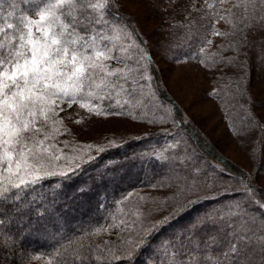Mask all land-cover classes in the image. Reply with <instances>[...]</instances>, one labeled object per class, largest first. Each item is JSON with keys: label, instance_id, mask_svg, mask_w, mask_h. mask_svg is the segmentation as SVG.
<instances>
[{"label": "snow or ice", "instance_id": "6c2138e0", "mask_svg": "<svg viewBox=\"0 0 264 264\" xmlns=\"http://www.w3.org/2000/svg\"><path fill=\"white\" fill-rule=\"evenodd\" d=\"M228 3L204 0L197 9L209 20H225L233 26L229 33L210 25L212 35L234 36L256 22L264 24V0H234L228 8L217 7ZM120 7L118 0H0V212L5 204L23 206L25 192L41 180L67 177L94 159L85 150L92 145H73L71 155L64 151L69 141L59 137L70 131L60 116L66 111L64 105H79L96 116L133 115L122 109L143 106L142 81L148 82V94L154 95L149 52L135 29L117 15ZM205 50L200 48L202 53ZM243 194L245 204L264 210L252 186L245 184ZM245 204L237 202L235 210L206 214L160 241L157 250L162 254L156 264H264V211L250 215ZM130 215L134 219L109 225L130 233L123 241L124 251L108 242L81 240L78 246L69 242V248L56 253L59 264L131 261L169 219L146 227L139 209ZM105 231L98 228L89 235ZM47 264H52L51 258Z\"/></svg>", "mask_w": 264, "mask_h": 264}, {"label": "rangeland", "instance_id": "374dc122", "mask_svg": "<svg viewBox=\"0 0 264 264\" xmlns=\"http://www.w3.org/2000/svg\"><path fill=\"white\" fill-rule=\"evenodd\" d=\"M118 2L121 5L118 10L119 16L122 15L125 20L129 19L136 25V31L145 40L155 70L160 74L162 84L170 96L169 103L161 108L164 120L173 116V106L170 103L175 102L186 113L182 119L184 123L192 122L221 154L251 173L254 181L250 179L253 184L264 189V149L262 148L264 24L256 22L243 32L238 31L234 36H215L211 34L210 25H214L220 32L229 33L233 30V26L225 20H209L203 11H197L204 4V0H118ZM233 2L234 0L231 3ZM231 3L217 7L228 8ZM202 15H205L204 19H201ZM196 32L198 36L201 35L202 38L206 37L211 41L206 62L201 63V60L196 59H177L175 48L191 40L189 34ZM229 45L236 47L234 50L225 49ZM243 88L247 93L242 91ZM232 95L237 106H242L247 113L249 112V115H246L248 117L240 122L231 118L229 107H226ZM237 97L238 99H235ZM64 107L66 111L61 112L60 116L70 131L59 139L69 141V146L66 148L60 144L69 155L72 154L73 145L94 146L85 149L92 155L98 152V148L121 143L144 131L156 130L157 126L154 123L162 118L155 113L153 116L144 105L124 106L122 110L125 113L132 112L135 118L127 114L90 115L79 105H73L71 108L64 105ZM146 119L153 122L149 123ZM77 120L82 122L76 123ZM165 128L169 129L170 126ZM178 137L180 140L184 139L183 133H178ZM183 162L181 161L180 164ZM171 165L174 168L173 163ZM179 170H182V166ZM185 170L188 171L187 168ZM174 176L173 171L167 172L163 180L159 179L158 182L155 181L147 187L129 193L112 212L103 227L108 231L97 235V240L102 244L108 242L111 247L124 251L123 241L130 233L122 231L121 228L109 229V225L119 223L121 219H134L130 213L136 209L144 214L142 219L146 227L169 217L161 225L160 235L154 236L150 245L138 250L140 253L136 251L139 253L140 264H156L159 255L162 254L158 252L157 244L166 237L187 229L185 226L187 222L183 228L172 224V215L177 209H180L187 200L211 199L217 192L214 185H204L197 181L189 183L190 180L184 174H180V178ZM233 185L234 183L230 182L227 189L235 190ZM228 207H231V203ZM194 218V221L198 220ZM136 256L134 255L131 261L137 258ZM33 257L23 259L21 264L47 263L45 258L33 259Z\"/></svg>", "mask_w": 264, "mask_h": 264}, {"label": "trees", "instance_id": "16d2710c", "mask_svg": "<svg viewBox=\"0 0 264 264\" xmlns=\"http://www.w3.org/2000/svg\"><path fill=\"white\" fill-rule=\"evenodd\" d=\"M231 2L232 0L229 3ZM21 7L26 6L21 4ZM117 15L119 16L118 12ZM125 22L137 30L132 21L127 19ZM138 35L145 42L139 33ZM188 37L192 39L183 41L186 43L175 48L178 55L176 58L203 60L205 63L210 45H206L204 41L209 39L198 36L197 32ZM201 47L206 49L205 52H200ZM235 47L236 45H229L225 49L234 50ZM148 59L151 62L149 72L153 77L151 91H154V95L148 94V82L142 81L145 84L142 99L146 110L153 116L155 113L163 118L154 123L156 130L144 131L134 138L104 148L103 152L93 153L94 159L84 163L74 174L41 180L25 192L23 206L21 202L5 204V210L0 212V219L4 221L0 225V264H21L23 259L33 256L45 258L47 262L51 258L52 264H59L61 257L56 256V253H63L64 249L69 248V242H72V246H78L81 240L85 244L91 242L104 245L97 240V235L89 234L105 226L112 212L129 193L163 180L167 172L173 171L174 177L178 178L180 174L187 175L189 183L197 181L204 185H214L217 189L215 197L211 199L193 198L180 206V210L171 219L172 224L180 228L188 227L195 220L194 217L200 220L206 214L215 215L230 208L235 210L233 205L237 202L245 204V184L252 186L256 198L264 202V189L253 184L251 173L221 154L192 122L184 123L182 119L186 113L175 102L170 103L173 106V116L164 120L161 108L169 103L170 96L162 84L160 74L155 70L150 54ZM234 79L228 81L233 82ZM242 91L244 92V88ZM234 102L232 95L230 102H226V107H229L231 118L240 122L248 117L246 115L249 112ZM168 126L170 128L166 129ZM178 133H183L184 139L180 140ZM262 148L264 149V139ZM191 158L194 159L192 163ZM181 161L184 162L180 164ZM230 182L234 183L235 190L227 189ZM191 201L195 203H190ZM229 202L231 207H228ZM245 206L250 215L258 216L260 211H264L252 204ZM139 253L135 254L137 258L133 261L122 264H140Z\"/></svg>", "mask_w": 264, "mask_h": 264}]
</instances>
